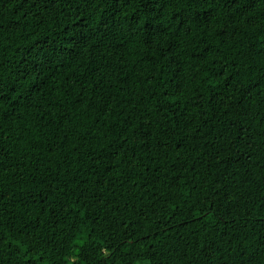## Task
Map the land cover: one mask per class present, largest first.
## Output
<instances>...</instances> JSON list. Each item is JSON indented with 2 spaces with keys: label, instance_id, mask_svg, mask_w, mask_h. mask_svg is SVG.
I'll use <instances>...</instances> for the list:
<instances>
[{
  "label": "trees",
  "instance_id": "16d2710c",
  "mask_svg": "<svg viewBox=\"0 0 264 264\" xmlns=\"http://www.w3.org/2000/svg\"><path fill=\"white\" fill-rule=\"evenodd\" d=\"M211 2L0 0V264H264V0Z\"/></svg>",
  "mask_w": 264,
  "mask_h": 264
},
{
  "label": "snow or ice",
  "instance_id": "6c2138e0",
  "mask_svg": "<svg viewBox=\"0 0 264 264\" xmlns=\"http://www.w3.org/2000/svg\"><path fill=\"white\" fill-rule=\"evenodd\" d=\"M245 2H247V0H245ZM178 3L180 4V11L178 14H175V23L178 27H187L191 30L200 28L203 30L206 24L211 22L213 16L210 12V9L213 8L211 0H178ZM237 6L240 5L238 4ZM138 26L142 27V25ZM105 27L107 28L108 26L105 25ZM152 33H155V36H152ZM64 34L68 37V40L64 44V48L71 49L73 54L89 47V41L94 39L93 35L83 28L69 29ZM149 35L152 36V39L155 40L156 43H159L160 41L157 37L163 36L164 32L160 28L153 27ZM104 36L105 39L109 38L107 33H105ZM33 83H35V80H33ZM2 87L3 85L0 84V88ZM5 100L11 102V97L0 93V119H3V113L7 111V109L4 108ZM125 143H127V140H125ZM116 154L119 155V150L116 151ZM0 200H3L2 194H0Z\"/></svg>",
  "mask_w": 264,
  "mask_h": 264
}]
</instances>
